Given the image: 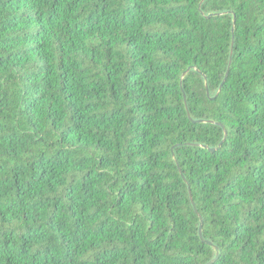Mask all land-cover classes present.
Listing matches in <instances>:
<instances>
[{"label": "trees", "instance_id": "trees-1", "mask_svg": "<svg viewBox=\"0 0 264 264\" xmlns=\"http://www.w3.org/2000/svg\"><path fill=\"white\" fill-rule=\"evenodd\" d=\"M0 264H264V0H0Z\"/></svg>", "mask_w": 264, "mask_h": 264}, {"label": "water", "instance_id": "water-1", "mask_svg": "<svg viewBox=\"0 0 264 264\" xmlns=\"http://www.w3.org/2000/svg\"><path fill=\"white\" fill-rule=\"evenodd\" d=\"M234 22H235V20H234ZM232 57H233V55L231 54V58H230V62H229V68H230V65H231V62H232ZM228 72H229V70H228ZM228 72H227V74H226V77L228 76ZM188 72H186V73H184L183 74V79H184V77L186 76V74H187ZM209 94V93H208ZM193 205H194V203H193ZM195 206V205H194ZM200 237L202 238V222H201V228H200ZM205 243H207V244H209L210 246H212V244L211 243H209V242H205Z\"/></svg>", "mask_w": 264, "mask_h": 264}]
</instances>
